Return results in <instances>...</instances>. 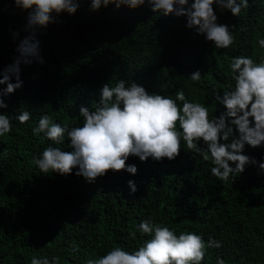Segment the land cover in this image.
Returning a JSON list of instances; mask_svg holds the SVG:
<instances>
[{"label": "trees", "instance_id": "obj_1", "mask_svg": "<svg viewBox=\"0 0 264 264\" xmlns=\"http://www.w3.org/2000/svg\"><path fill=\"white\" fill-rule=\"evenodd\" d=\"M214 9L218 23L235 25L230 48L216 49L186 26V17L155 13L148 4L93 11L90 0H79L74 15L63 13L37 31L45 63L21 65L23 87L4 95L8 107L0 109L12 122V131L0 137V264H31L33 256L86 264L113 246L132 252L149 238L138 231L145 220L177 235L195 232L205 242L220 241L222 247L207 249L202 264H217L218 257L226 264H264V170L257 166L225 184L212 176V163L194 157L183 141L175 160L132 156L127 163L137 166V174L109 171L93 183L76 176L78 169L45 175L33 163L50 144L71 150L66 134L59 145L33 134L42 115L69 128L82 126L80 107H94L102 86L120 79L172 99L182 89L190 102L208 108L210 119L218 117L225 109L214 93L234 87L231 59L259 62L264 56L253 46L264 38V0H249L239 17ZM28 15L14 0H0V70L14 63L21 41L32 34ZM196 70L202 72L199 82L189 79ZM23 111L31 118L21 124L16 117ZM200 146L206 147L203 141ZM244 154L264 163V144L245 145Z\"/></svg>", "mask_w": 264, "mask_h": 264}, {"label": "clouds", "instance_id": "obj_2", "mask_svg": "<svg viewBox=\"0 0 264 264\" xmlns=\"http://www.w3.org/2000/svg\"><path fill=\"white\" fill-rule=\"evenodd\" d=\"M14 3L29 13L28 28L32 34L21 41L14 63L0 70V85L7 84L6 89L0 90V109L8 107L4 95L23 87L21 65L45 63L40 41L36 39L37 31L46 30L63 13L74 15L79 8V0H14ZM110 4L131 9L148 4L155 13L186 17L188 28L195 29L196 34L212 42L216 49H227L235 43L232 31L235 25L218 23L214 5L239 17L249 0H193L192 3L190 0H90L93 11ZM257 44L264 49V38L257 39L253 46ZM229 67L234 87L223 95L219 91L214 93L225 111L211 119L208 108L190 102L182 89L172 99L149 93L136 81L128 85L120 79L115 86L105 83L94 107H80L82 126L69 128L67 124L54 122L50 115L41 116L38 126L32 129L33 134L39 137L43 133L56 145L63 142L66 134L71 150L63 151L50 144L33 158V163L45 175L51 172L67 176L78 169L76 176L93 183L109 171L137 174V166L127 163L132 156L142 162L149 158L155 162H163L165 158L175 160L183 141L187 151L195 153L194 157L212 163V176L225 184L249 165L264 170V163L244 154L245 145L255 148L264 144V56L259 62L251 57H233ZM12 77L16 83L11 82ZM189 79L199 82L202 72L194 71ZM30 118L28 111L16 117L21 124ZM11 131L9 116L0 114V137ZM201 141L206 147L200 146ZM128 184L135 193V182L130 180ZM138 231L149 238L137 250L129 252L113 246L105 255L89 258L86 264H202L208 248L222 247L215 239L205 242L202 235L187 231L177 235L175 230L151 220L142 221ZM31 264H60V258L33 256ZM217 264L226 261L218 257Z\"/></svg>", "mask_w": 264, "mask_h": 264}]
</instances>
